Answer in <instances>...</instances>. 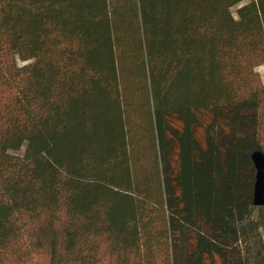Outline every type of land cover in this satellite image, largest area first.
<instances>
[{
  "label": "trees",
  "instance_id": "obj_1",
  "mask_svg": "<svg viewBox=\"0 0 264 264\" xmlns=\"http://www.w3.org/2000/svg\"><path fill=\"white\" fill-rule=\"evenodd\" d=\"M261 65L264 0H0V264H264Z\"/></svg>",
  "mask_w": 264,
  "mask_h": 264
},
{
  "label": "water",
  "instance_id": "obj_2",
  "mask_svg": "<svg viewBox=\"0 0 264 264\" xmlns=\"http://www.w3.org/2000/svg\"><path fill=\"white\" fill-rule=\"evenodd\" d=\"M250 157L256 170L253 204L255 206H264V154L256 150L250 154Z\"/></svg>",
  "mask_w": 264,
  "mask_h": 264
},
{
  "label": "rangeland",
  "instance_id": "obj_3",
  "mask_svg": "<svg viewBox=\"0 0 264 264\" xmlns=\"http://www.w3.org/2000/svg\"><path fill=\"white\" fill-rule=\"evenodd\" d=\"M257 72L260 74L261 79H262L263 82H264V65H261V66L257 67ZM23 149H24V148H23ZM23 149L20 150L19 152H16L15 154H22ZM262 236H263V239H264V229L262 230Z\"/></svg>",
  "mask_w": 264,
  "mask_h": 264
}]
</instances>
